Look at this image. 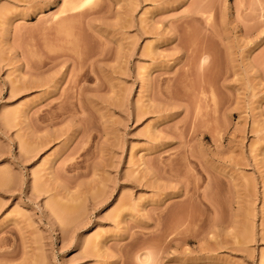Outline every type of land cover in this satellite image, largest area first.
<instances>
[{
	"label": "rangeland",
	"instance_id": "rangeland-1",
	"mask_svg": "<svg viewBox=\"0 0 264 264\" xmlns=\"http://www.w3.org/2000/svg\"><path fill=\"white\" fill-rule=\"evenodd\" d=\"M0 264H264V0H0Z\"/></svg>",
	"mask_w": 264,
	"mask_h": 264
},
{
	"label": "bare ground",
	"instance_id": "bare-ground-1",
	"mask_svg": "<svg viewBox=\"0 0 264 264\" xmlns=\"http://www.w3.org/2000/svg\"><path fill=\"white\" fill-rule=\"evenodd\" d=\"M88 1H90V0H88Z\"/></svg>",
	"mask_w": 264,
	"mask_h": 264
}]
</instances>
